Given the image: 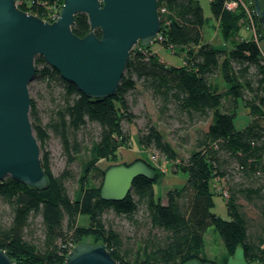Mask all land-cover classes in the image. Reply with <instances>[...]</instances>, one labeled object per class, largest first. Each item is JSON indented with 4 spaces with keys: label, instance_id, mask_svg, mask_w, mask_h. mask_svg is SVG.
<instances>
[{
    "label": "trees",
    "instance_id": "1",
    "mask_svg": "<svg viewBox=\"0 0 264 264\" xmlns=\"http://www.w3.org/2000/svg\"><path fill=\"white\" fill-rule=\"evenodd\" d=\"M43 1L58 7L62 4V0ZM209 1L229 49H217L204 40L205 18L197 0H157L161 38L154 43L171 52L183 50L187 58L180 66H168L151 45H135L115 93L108 98L86 97L42 57H35L33 79L42 80L52 91L54 84H59L62 92L45 124L30 99L29 119L41 149L47 186L31 188L9 176L0 181V206L6 208L0 212V250L13 264H62L72 246L85 242V237L93 238V244L103 243L117 264H218L202 255L204 235L211 226L228 255L239 246L247 264H264V33L253 15L262 47L251 37L238 41L237 35L246 24L242 13L224 11L223 0ZM31 10L42 16L36 5ZM71 31L78 37L89 32L85 14L75 15ZM95 34L100 36V31L95 30ZM217 74L223 81L222 89L214 83ZM138 84L155 102L159 120L166 122L172 117L168 115L171 105L173 117L181 123L183 117L192 123L210 118V123L205 131L197 132L194 150L179 160L171 144L147 120L135 133L138 146L155 150L172 162V173L182 174L184 182L169 188L162 197L155 185L163 174L141 158L154 171V179L136 177L124 200L104 201L99 192L109 166L103 171L95 168V163L104 160L117 165L120 148L130 145L134 134L125 125L136 118L131 106ZM240 104L250 120L236 129ZM48 129L60 141L67 164L82 151L79 131L95 132L96 139L86 148L89 157L77 179L67 169L57 176L52 173L45 151ZM68 180H76L73 197L65 186ZM215 192L225 199L226 218L211 211ZM245 204L254 212L247 211ZM110 211L145 230L136 254L130 255L121 234L105 223L104 215ZM82 216L88 218L87 225H78ZM38 217L36 234L31 227Z\"/></svg>",
    "mask_w": 264,
    "mask_h": 264
},
{
    "label": "water",
    "instance_id": "2",
    "mask_svg": "<svg viewBox=\"0 0 264 264\" xmlns=\"http://www.w3.org/2000/svg\"><path fill=\"white\" fill-rule=\"evenodd\" d=\"M252 2L264 33V0ZM157 7V0H63L57 18L48 22L16 7L15 0H0V181L9 176L31 188L47 186L29 119L28 84L35 73V57H42L86 97H111L133 47L154 43L160 31ZM77 14H85L89 24L82 37L71 31ZM139 176L154 179V171L142 160L109 166L100 198L124 200ZM82 240L62 264H117L103 243ZM0 264H13L3 250Z\"/></svg>",
    "mask_w": 264,
    "mask_h": 264
},
{
    "label": "rangeland",
    "instance_id": "3",
    "mask_svg": "<svg viewBox=\"0 0 264 264\" xmlns=\"http://www.w3.org/2000/svg\"><path fill=\"white\" fill-rule=\"evenodd\" d=\"M203 10V15L205 18V23L202 27V36L206 42L212 43V45L220 50L229 49V42H225L220 31V26L218 25L217 20L212 16L209 6V0H197ZM229 13H237L235 10ZM243 15V13H242ZM244 16V15H243ZM241 18V17H240ZM239 25L242 27V18L239 20ZM253 29L246 27V24L243 23V27L239 35H237V40H242L247 37H251ZM257 36L258 30L256 29ZM256 36V38H257ZM260 37V36H259ZM258 41V38H257ZM262 41V40H261ZM262 42H259V46ZM151 47L157 52L161 59L166 62V65L180 66L183 64L187 58L185 51L180 49L172 50V52L166 48H161L157 43L150 44ZM214 83L220 88L223 87V81L219 74L214 75ZM53 91L50 90V87L46 85L42 80L34 78L28 84V91L30 99L34 100L39 116L41 118L42 124H45L48 121L50 113L54 109L55 104L59 103L60 95L62 88L59 84H54L52 87ZM136 100L132 103L131 109L135 114L136 118L132 121L130 125H125V129L129 128V131L132 135L131 143L127 147L120 148L118 152V162L120 163H131L133 161L145 158L150 163L157 168L163 176L158 179L155 190L157 193L165 196L166 191L171 187H179L182 185L184 176L182 174L172 173V162L168 163L165 161L161 154L155 150H143L138 146L136 142V131L139 128H142L147 120L150 122L162 133L164 139L171 144L178 155L179 160H185L191 151L194 150V142L196 134L198 131H205L208 124L210 123V118L205 122L192 123L188 118L183 117V122L181 123L177 117H173V106H169L171 111L168 112L169 117L167 121L159 120L158 111L156 109V104L151 99L149 93L145 92L142 87L138 84L136 87ZM130 100V99H129ZM250 120V117L245 113L242 105L240 104L237 108L236 118L234 120V126L236 129L243 128L246 123ZM93 129V127H90ZM49 138L47 140L45 151L49 153V166L54 175H59L63 170L67 169L75 175L77 179L82 169L81 165L83 162L87 161L89 157V151L86 148L90 147L91 141L96 139L95 132L90 130L79 131L78 140L82 144V151L78 154L74 162L67 164V157L62 152V147L58 138L48 129ZM40 156H41V149ZM177 162V161H175ZM110 162L104 160H99L95 163V168L99 170H105L107 166H110ZM95 178V177H94ZM96 179V178H95ZM93 179V183H95ZM174 184V186H173ZM67 192L70 197L74 196L75 190L77 188L76 180H68L65 182ZM215 188L217 189V183L215 182ZM163 199V203H165ZM214 206L211 209L213 213L220 217H227V208L225 204V199L222 197L221 193L215 192L213 196ZM247 211H252V208L245 204ZM0 212H6V208L0 206ZM1 215V214H0ZM2 216V215H1ZM105 223L110 225L114 230L118 231L124 242V248L129 249L128 253L130 255L136 254L138 249V243L142 237V234L145 232L143 228H135L133 224H130L124 217L116 216L111 211L104 215ZM39 220L38 217L34 224L31 227V230H35L38 234L39 230ZM88 218L82 216L79 218L78 225H87ZM34 232V231H33ZM34 234V233H33ZM84 239H93L91 237H85ZM241 252V254H240ZM207 259L221 264L225 262L226 264H239L241 261H244L242 255V249L238 246L235 253L228 255L225 251L223 243L214 229V227H208L204 235V250L203 254Z\"/></svg>",
    "mask_w": 264,
    "mask_h": 264
},
{
    "label": "built area",
    "instance_id": "4",
    "mask_svg": "<svg viewBox=\"0 0 264 264\" xmlns=\"http://www.w3.org/2000/svg\"><path fill=\"white\" fill-rule=\"evenodd\" d=\"M61 3L62 4L58 7V5L56 4H47V2L43 0H15L16 7H18L19 9L23 8L24 12L33 14L35 16L38 15L32 12V6L36 5L37 7L41 8L42 16L38 17L48 22H53L57 18L59 10L63 5V0ZM222 9L227 12H233L235 10L237 12L239 11L243 13L246 20V27H248L249 30L250 28L253 29L251 30L253 34L251 38L259 45V41H257V38H259V36H257L256 33L257 26H255V21L252 18L253 15L256 16L252 0H223ZM161 11H163V9ZM160 38L161 36L158 33L154 42H156ZM259 47L261 48L262 44H260ZM223 195H226V193L224 192Z\"/></svg>",
    "mask_w": 264,
    "mask_h": 264
},
{
    "label": "crops",
    "instance_id": "5",
    "mask_svg": "<svg viewBox=\"0 0 264 264\" xmlns=\"http://www.w3.org/2000/svg\"><path fill=\"white\" fill-rule=\"evenodd\" d=\"M157 54L159 55V52L157 51ZM160 57V56H159ZM161 58V57H160ZM134 134V133H133ZM184 182V179H183V181L181 182V183H183ZM173 186H174V184H173ZM227 216V215H226ZM223 218H226L225 216L223 217ZM240 254H241V252H240ZM239 264H247L245 261H241Z\"/></svg>",
    "mask_w": 264,
    "mask_h": 264
}]
</instances>
